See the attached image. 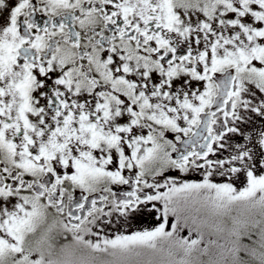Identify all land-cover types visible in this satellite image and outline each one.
<instances>
[{"label":"snow or ice","instance_id":"6c2138e0","mask_svg":"<svg viewBox=\"0 0 264 264\" xmlns=\"http://www.w3.org/2000/svg\"><path fill=\"white\" fill-rule=\"evenodd\" d=\"M0 264H264V0H0Z\"/></svg>","mask_w":264,"mask_h":264},{"label":"rangeland","instance_id":"374dc122","mask_svg":"<svg viewBox=\"0 0 264 264\" xmlns=\"http://www.w3.org/2000/svg\"><path fill=\"white\" fill-rule=\"evenodd\" d=\"M154 226V221L149 217L138 218L133 222V229H150Z\"/></svg>","mask_w":264,"mask_h":264}]
</instances>
